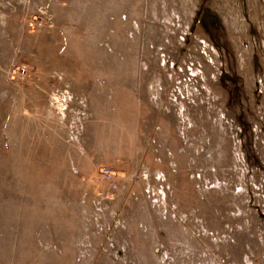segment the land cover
I'll return each mask as SVG.
<instances>
[{"label": "rangeland", "instance_id": "rangeland-1", "mask_svg": "<svg viewBox=\"0 0 264 264\" xmlns=\"http://www.w3.org/2000/svg\"><path fill=\"white\" fill-rule=\"evenodd\" d=\"M0 264H264V0H0Z\"/></svg>", "mask_w": 264, "mask_h": 264}]
</instances>
